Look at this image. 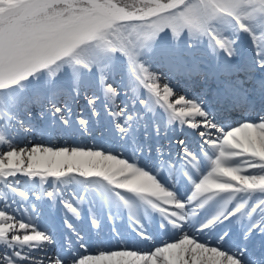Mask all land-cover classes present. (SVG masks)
Segmentation results:
<instances>
[{
  "label": "snow or ice",
  "instance_id": "obj_1",
  "mask_svg": "<svg viewBox=\"0 0 264 264\" xmlns=\"http://www.w3.org/2000/svg\"><path fill=\"white\" fill-rule=\"evenodd\" d=\"M0 264H264V0H0Z\"/></svg>",
  "mask_w": 264,
  "mask_h": 264
},
{
  "label": "bare ground",
  "instance_id": "obj_2",
  "mask_svg": "<svg viewBox=\"0 0 264 264\" xmlns=\"http://www.w3.org/2000/svg\"><path fill=\"white\" fill-rule=\"evenodd\" d=\"M82 102H83V100H81L79 103H82ZM173 132H175V131H173ZM29 137L31 138L33 136H29ZM39 137L40 138L38 140L40 141L39 142L40 144H43V143L44 144H52L53 146H72L73 144H79L80 146H88V145H90V141H88L87 139L73 140L71 136L64 137L63 139H57L56 138V139H53V140L50 137H47L45 135H42V136H39ZM27 139H24L23 137H21V141H23L22 143H28ZM34 139L37 140V137L34 136ZM195 141H196V139L192 138L189 135L188 143H193ZM170 148H174V150H172V151H175V150L179 149L176 145H171ZM25 187H29V185H25ZM72 190H73L72 186H69L68 191H72ZM57 207H59V209L61 211L64 210L63 207L60 206V205H57ZM122 209H120L118 211L120 212ZM49 210L50 209L47 206L39 207L37 209V211H40V217L38 218L39 221H40L39 224H46L47 222H50L49 220L52 221V220H54V218H57L56 215H55V217L50 218L49 217ZM105 225H106V223H105ZM79 226L83 227L84 229L86 228V231L88 232V229L86 227L87 226L86 220H85V222L83 224H79ZM66 233H67V235H70V233H68V232H66Z\"/></svg>",
  "mask_w": 264,
  "mask_h": 264
},
{
  "label": "rangeland",
  "instance_id": "obj_3",
  "mask_svg": "<svg viewBox=\"0 0 264 264\" xmlns=\"http://www.w3.org/2000/svg\"><path fill=\"white\" fill-rule=\"evenodd\" d=\"M31 143H32V144H35V142H34V141H32Z\"/></svg>",
  "mask_w": 264,
  "mask_h": 264
}]
</instances>
